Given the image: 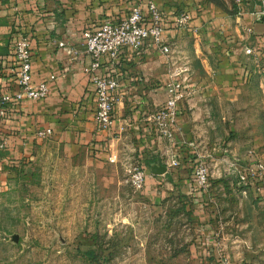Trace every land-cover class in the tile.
I'll return each mask as SVG.
<instances>
[{
    "label": "rangeland",
    "instance_id": "374dc122",
    "mask_svg": "<svg viewBox=\"0 0 264 264\" xmlns=\"http://www.w3.org/2000/svg\"><path fill=\"white\" fill-rule=\"evenodd\" d=\"M208 1L227 13L236 8L231 0ZM15 34L10 26L5 47ZM181 36L183 47L173 46L165 64L174 72L188 68L196 80L205 73L204 51L194 48L189 34ZM152 95L162 106L167 100L164 91ZM194 97L203 102L193 92L184 102ZM206 100L202 155H188L209 169L205 190L195 184L194 166L184 168L181 140L149 153L154 145L133 137L119 155L102 157L52 137L37 136L27 145L0 120V264H264V174L249 175L264 164V88L255 78ZM178 155L180 164L171 166ZM150 157L159 160L151 165L168 172L153 175L145 162ZM137 171L145 174L139 189L130 183ZM198 203L207 204L204 220ZM227 232L236 238L230 247ZM211 234L216 246L200 251L198 237ZM222 238L227 250L218 243Z\"/></svg>",
    "mask_w": 264,
    "mask_h": 264
},
{
    "label": "crops",
    "instance_id": "0c3cea01",
    "mask_svg": "<svg viewBox=\"0 0 264 264\" xmlns=\"http://www.w3.org/2000/svg\"><path fill=\"white\" fill-rule=\"evenodd\" d=\"M132 3L133 0H17L15 4L3 3L0 7V93L11 90L12 80L7 73L13 57V42L21 34L30 42L33 84L49 81L55 76V80L49 83L47 98L24 102L10 119L5 120L18 131V138L28 145L39 131L51 129L53 139L89 146L102 157L119 155L121 148L128 147L133 137L153 144L149 153L161 149L164 144L168 149V139L151 132L153 123L150 118L162 106L154 100L156 95L152 92L166 93L165 85L157 87L159 82H171L175 69L170 63L165 64L166 54L149 44L144 45L140 57L127 50L116 66L105 60L101 74L120 73L122 86L112 129L99 131L95 122V89L86 72L91 58L85 52L83 34L97 30L106 19L119 21L126 18ZM156 3L164 11L180 8L193 16L187 30H172L171 25L168 26L166 38L171 50L173 46L183 47L181 35L184 33L194 38V48L204 51L205 73L196 75V80L187 73L190 83L193 82L192 92L200 94L203 102L194 97L180 104L179 132L174 136V141L183 142L179 148L184 157L194 152L200 157L198 137H206L202 121L207 117L205 113L201 115L200 110L208 107L206 99L215 94H231L255 78L264 88V73L258 69L256 60L244 53L247 47H264V21L256 14L260 5L254 2L242 10L236 7L227 13L216 1L156 0ZM13 25L16 34L5 47L9 27ZM205 205H197L201 208V220L209 215L204 213ZM224 235L230 247L236 238L229 232ZM213 237V234L199 236V250H211L212 245L216 246ZM222 241L223 238L218 243L223 244L222 248L225 245L223 250H227V244Z\"/></svg>",
    "mask_w": 264,
    "mask_h": 264
},
{
    "label": "built area",
    "instance_id": "2783aa9c",
    "mask_svg": "<svg viewBox=\"0 0 264 264\" xmlns=\"http://www.w3.org/2000/svg\"><path fill=\"white\" fill-rule=\"evenodd\" d=\"M240 10L246 5L259 2L260 8L257 15L264 21V0H231ZM4 2L15 4L17 0H0V7ZM14 8V6H13ZM17 10V8H14ZM193 16L189 11L178 12L164 11L156 0H133L128 16L119 21L106 19L95 31H85L83 34L86 54L91 58L90 66L86 72L90 76L95 89L96 109L95 122L101 131L112 129L115 116V105L119 99V91L122 86L120 73L102 75L101 69L105 60L112 66H116L120 57L127 50L137 57L143 54L145 44H149L155 50L163 54H170L166 32L171 25L172 30H187L191 27ZM12 62L8 71L11 78V90L0 93V120L11 118L14 111L26 101L38 102L50 93V81L55 80L52 76L49 81L33 84L32 82V53L27 36L21 34L13 42ZM245 55L254 58L258 69L264 73V47H247ZM188 68H179L173 74V80L167 84V100L150 118L155 127L158 137L169 141L179 132L178 118L179 106L192 92L190 77L187 75ZM51 129L41 130L38 137H51ZM117 156H113L115 159ZM172 158L171 166L179 165L180 158ZM264 174L263 162H258L249 172L251 177ZM193 178L200 189H206L209 182V169L202 160H199ZM244 182L248 176L241 177ZM145 174L142 171L135 172L130 178V183L136 188H142Z\"/></svg>",
    "mask_w": 264,
    "mask_h": 264
},
{
    "label": "trees",
    "instance_id": "16d2710c",
    "mask_svg": "<svg viewBox=\"0 0 264 264\" xmlns=\"http://www.w3.org/2000/svg\"><path fill=\"white\" fill-rule=\"evenodd\" d=\"M159 160L157 158H153V157H150V158H146L145 162H146V166L147 167H150V165L152 163H157ZM183 163H184V168L186 167H189V165L191 166H194V169H193V173L197 167V165L199 164V159H192V158H189L188 156H185L183 157ZM194 175V174H193ZM195 181V180H194ZM90 255L93 254V252H90L89 253Z\"/></svg>",
    "mask_w": 264,
    "mask_h": 264
},
{
    "label": "water",
    "instance_id": "95a60500",
    "mask_svg": "<svg viewBox=\"0 0 264 264\" xmlns=\"http://www.w3.org/2000/svg\"><path fill=\"white\" fill-rule=\"evenodd\" d=\"M151 172L153 175L159 176V175H164L168 172V168L163 165L159 164H153L150 166Z\"/></svg>",
    "mask_w": 264,
    "mask_h": 264
}]
</instances>
